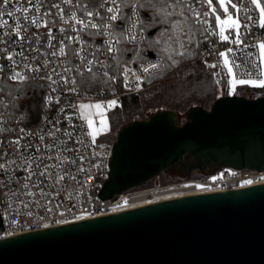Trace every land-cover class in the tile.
I'll return each instance as SVG.
<instances>
[{
    "label": "built area",
    "instance_id": "2783aa9c",
    "mask_svg": "<svg viewBox=\"0 0 264 264\" xmlns=\"http://www.w3.org/2000/svg\"><path fill=\"white\" fill-rule=\"evenodd\" d=\"M100 3L101 0H71L69 3L19 0L17 4L13 0L7 11L15 12L17 6L27 11L0 17V24L8 21V25L0 26V67L3 69L0 71V101H3L0 103V164L4 166L0 168V239L117 214L174 195L213 194L264 183V172L225 167L171 185L146 187L145 184L108 200L98 196L109 177L115 141L99 142V137H95L93 142L78 103L110 99L116 100L118 105L123 97L146 91L149 78L165 66L159 56L142 58L147 39L143 24L131 33L136 37L134 41L128 34L121 36L108 28L101 27L98 31L77 24L76 20L101 24V17L111 15L106 12L107 7L113 6L110 0L104 8L99 7ZM179 3L190 7L193 19L203 29L199 60L213 71L219 88L226 82L222 52L227 53L236 79H264L259 49L264 43V27L254 4L249 0H226L230 9L232 4L237 5L233 9L243 43H236L234 27L228 26L223 33L228 40L221 38L214 17H222L225 12L223 8H217L215 14L212 12L218 0H213L212 7L206 0H180ZM260 3L264 6V0ZM0 10H4L2 4ZM122 10L125 15L131 11L123 6ZM88 11L99 14L89 17ZM136 11L143 21L140 9ZM18 21L20 36L13 31ZM122 40L134 51L128 62L117 66ZM109 47L115 51L110 52ZM9 56L13 59L9 60ZM152 63L157 67L151 68ZM211 64L216 67H209ZM145 67L148 72L144 71ZM91 72L100 74L106 82L96 93L84 92L79 86V76ZM16 73L23 79H12ZM30 81L40 85L36 91L31 90V96L23 97ZM17 85L22 88H13ZM33 93L38 96L33 97ZM219 95L232 94L226 90ZM234 95L264 97V87H239ZM17 140L19 145L14 143ZM248 180L252 183L245 184Z\"/></svg>",
    "mask_w": 264,
    "mask_h": 264
},
{
    "label": "water",
    "instance_id": "95a60500",
    "mask_svg": "<svg viewBox=\"0 0 264 264\" xmlns=\"http://www.w3.org/2000/svg\"><path fill=\"white\" fill-rule=\"evenodd\" d=\"M98 196L143 186L192 157L264 172V97L220 96L181 123L163 110L123 127ZM2 224L0 220V232ZM0 264H264V184L163 201L0 239Z\"/></svg>",
    "mask_w": 264,
    "mask_h": 264
},
{
    "label": "trees",
    "instance_id": "16d2710c",
    "mask_svg": "<svg viewBox=\"0 0 264 264\" xmlns=\"http://www.w3.org/2000/svg\"><path fill=\"white\" fill-rule=\"evenodd\" d=\"M140 2L145 3V0ZM154 2L155 8H139L143 14L142 27L147 37L142 58L159 56L164 60L165 66L162 71L149 78L148 86L150 83L152 85L146 91L123 97L110 112L108 123L113 141L116 140L118 131L133 122L132 120H147L157 112L169 110L175 112L180 122L184 123L186 113L191 107L201 106L209 110L220 97L219 84L213 71L199 60L203 29L193 19L190 7L184 3L176 4L175 0H167L166 3H160L159 0ZM133 51L126 40H122L115 64L118 66L128 62ZM79 78V86L84 92L96 93L101 85L106 86L104 77L96 72L82 74ZM38 85L40 83L36 81L28 82L23 97L31 96V90L36 91ZM33 94V97L38 96ZM189 166L186 165L179 172H174V167L167 171L174 172L179 178H185ZM195 174L200 176L199 173Z\"/></svg>",
    "mask_w": 264,
    "mask_h": 264
},
{
    "label": "snow or ice",
    "instance_id": "6c2138e0",
    "mask_svg": "<svg viewBox=\"0 0 264 264\" xmlns=\"http://www.w3.org/2000/svg\"><path fill=\"white\" fill-rule=\"evenodd\" d=\"M13 0H0V4H2L4 6V10H0V17L4 16L5 14L8 16H14L15 13L20 12H26L27 9H22L21 7L17 6L15 7V12L13 11H7V6L9 5V3H12ZM15 2L18 4L19 0H15ZM66 3L71 2V0H65ZM111 4L113 6H109L106 8V12L107 13H111V15L108 16H104L101 17V24H97V23H93L91 20L85 22L84 20H76L77 24L83 25V27L85 28H92V29H97L99 31V29L101 27L104 28H108L111 29L113 31L119 32V34L121 36L128 34L129 38L134 41L136 39V37L134 35H131V33L137 29L138 25H142L143 21L140 18L139 12L136 11L137 8H145V7H149V8H155L156 7V3L154 2V0H145V3H141L140 0H110ZM160 3H166L167 0H159ZM180 2V0H175V3L178 4ZM228 2H230V0H228ZM250 3L254 4L256 6V8L259 9L260 11V18H261V26L264 27V6H261L260 0H249ZM109 3V0H101V3L99 4L100 8H104L105 5ZM206 3L209 5V7H212V3L213 0H206ZM55 7H59V5H54ZM122 6L123 7H127L129 9H131L130 13L125 15L123 13L122 10ZM232 8H237L236 4H232L231 5ZM217 8H223V11L225 13L228 12V7L226 5V0H219V3L216 7H212V12L215 14L217 12ZM238 11V9H237ZM99 13H93L92 11H88L87 12V16L89 17H93L95 18V15H98ZM205 16L208 15L207 12L204 13ZM215 20L220 22L221 28V38L223 40H228V37L223 35L224 31H225V27L226 26H230V27H234L237 30V35L235 37V42L236 43H243L242 39L239 36V28H240V24L238 22V20L233 19L232 16H228L227 20H221V15H215ZM25 19H27V17L25 16ZM73 19H76L75 17H73ZM33 23H35V21H33ZM3 25H8V21L7 20H3L2 24H0V26ZM63 31V29H61ZM15 32V34L17 36H20L21 34V25L19 23V21L16 24L15 29L13 30ZM4 35H7V33H4ZM21 39H23V37H21ZM76 39H79L78 37ZM117 43L119 41H116ZM259 49H260V55L262 57H264V43H261L259 45ZM108 50L111 51H115L114 49H112L111 47L108 48ZM229 51H231V49H229ZM61 54H64V49L61 48L60 49ZM77 55H79V52L76 53ZM21 55H23V53H21ZM182 55V53H181ZM221 56L225 57L224 63L227 65L229 63L228 59H227V53L222 52L220 53ZM9 60H12L13 57L9 56L8 57ZM91 63V61L89 62ZM175 63V61H174ZM151 68H156L157 65L155 63H152L150 65ZM209 67L211 68H215L216 65L215 64H211L209 65ZM236 67H241V65H236ZM2 67H0V71H2ZM89 71H91V69H89ZM145 72H148L149 69L148 67L144 68ZM228 72L229 74L233 75V79L229 81L230 85H231V90L234 92L235 91V87L237 84L243 85V84H250L252 86L255 87H264V79H260V80H252V79H236L235 78V74L233 73V69L231 66H229L228 68ZM245 75H247V73H245ZM261 75H264V73H261ZM17 77H20L21 79H23V77L20 76V73H16L15 76L12 77V79H16ZM73 83H75V81H73ZM0 103H3V101H0ZM117 105V101L116 100H112L108 103V107L112 108L114 106ZM95 108L97 110H100L103 108V105L97 103L95 105H84L81 104L80 108L81 109H86V108ZM89 123V127L92 126V121L89 119L88 120ZM101 123L104 127L107 126V120L106 117L103 118L101 120ZM90 135L93 136V142H95V131L93 133H90ZM15 145H19V140L14 142ZM4 166L2 164H0V168H3ZM41 175H44V173L42 172ZM245 184H251L252 181L248 180L244 182ZM196 187H201L200 185H196ZM126 203V202H125ZM84 217H79V219H83Z\"/></svg>",
    "mask_w": 264,
    "mask_h": 264
},
{
    "label": "rangeland",
    "instance_id": "374dc122",
    "mask_svg": "<svg viewBox=\"0 0 264 264\" xmlns=\"http://www.w3.org/2000/svg\"><path fill=\"white\" fill-rule=\"evenodd\" d=\"M228 16H232L233 19L238 20V17H237V15L235 13V10L233 8L232 9L228 8V12L224 13L222 15L221 20H227ZM217 24H218L219 29H220L221 28L220 22L217 21ZM227 27L228 26H226L225 29ZM224 60H225V57H223V67H224V71H225L224 78H225L226 82H225V85L222 88H219V94H223L227 90V91L230 92V94L234 95L236 93V90L239 87H246V88H248V87L254 88L255 87V86H252L250 84H243V85L237 84L236 87H235V91L233 92L231 90V85L229 83V81L233 79V75L229 74V72H228V68H229L230 64L228 63L226 65L224 63ZM262 64H263V68H264V57H262ZM151 85L152 84L150 83L149 86H151ZM110 101H112V100H110V99H107V100H92V101L91 100L90 101L89 100H83V101H80L78 103V110H79L80 114L82 115V117L85 120H87V122H88L89 119L92 121V126L89 127V129H90L91 133H93L94 131L96 132V137L97 138L99 137V139H98L99 142L113 141V137L110 134H107V129H108V126H109L108 116H109L110 112L115 109L116 106H114L112 108H109L108 107V103ZM97 103L103 105V108L100 109V110H97L94 107L93 108H86V109H81L80 108L81 104H84V105H95ZM105 117H106V120H107V126L106 127H104L102 125V123H101V120L103 118H105ZM135 120H132V121H135ZM88 125H89V123H88ZM218 170H219V168H214L212 170L207 171L205 175L215 173ZM192 174H194V173H192ZM191 176H187L185 178H179L177 175L174 174V172L165 171L164 173L160 174L159 176L155 177L150 182H148L146 184V187L171 185V184H175V183L181 182L183 180H186L187 178H189ZM195 176H196V174H195Z\"/></svg>",
    "mask_w": 264,
    "mask_h": 264
},
{
    "label": "flooded vegetation",
    "instance_id": "af4514ba",
    "mask_svg": "<svg viewBox=\"0 0 264 264\" xmlns=\"http://www.w3.org/2000/svg\"><path fill=\"white\" fill-rule=\"evenodd\" d=\"M107 134H110V128H109V126H108V129H107ZM196 163V160L194 159V158H192V157H189V158H187L184 162H182V163H180V164H178L177 166H175L174 167V172H179V170H183V168L186 166V165H194ZM206 172H207V170L206 171H204V172H200V171H195V172H193L194 174L195 173H199L200 174V176L201 175H205L206 174ZM192 175V174H191Z\"/></svg>",
    "mask_w": 264,
    "mask_h": 264
},
{
    "label": "bare ground",
    "instance_id": "6f19581e",
    "mask_svg": "<svg viewBox=\"0 0 264 264\" xmlns=\"http://www.w3.org/2000/svg\"><path fill=\"white\" fill-rule=\"evenodd\" d=\"M260 184V183H259ZM264 184V183H263ZM183 195H174V196H171V197H168V198H161V199H156V200H153V202L149 203V205H152V204H155V203H159V202H163V201H168V200H174V199H178V198H183L182 197ZM185 197V196H184ZM148 205V204H147ZM147 205H144V206H147ZM143 206V205H142ZM140 206V207H142ZM143 206V207H144ZM133 209V208H132ZM130 209V210H132ZM137 209V208H136Z\"/></svg>",
    "mask_w": 264,
    "mask_h": 264
},
{
    "label": "crops",
    "instance_id": "0c3cea01",
    "mask_svg": "<svg viewBox=\"0 0 264 264\" xmlns=\"http://www.w3.org/2000/svg\"><path fill=\"white\" fill-rule=\"evenodd\" d=\"M96 133V132H95ZM95 137H96V135H95Z\"/></svg>",
    "mask_w": 264,
    "mask_h": 264
}]
</instances>
